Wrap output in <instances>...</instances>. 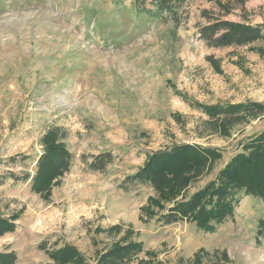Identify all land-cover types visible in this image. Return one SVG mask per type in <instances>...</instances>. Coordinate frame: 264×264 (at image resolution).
Listing matches in <instances>:
<instances>
[{"label": "rangeland", "instance_id": "obj_1", "mask_svg": "<svg viewBox=\"0 0 264 264\" xmlns=\"http://www.w3.org/2000/svg\"><path fill=\"white\" fill-rule=\"evenodd\" d=\"M131 1L0 0V215L19 217L0 253L57 264L40 245L68 244L98 264L136 242L144 252L128 264H264V203L242 191L234 217L213 233L160 221L264 131L262 116L212 132L198 108L264 104V43L218 48L200 35L215 19L264 27V0H190L178 23L137 14ZM52 128L74 161L41 195L31 179ZM178 144L222 158L178 196L125 185L151 154ZM106 152L114 162L89 170L86 161Z\"/></svg>", "mask_w": 264, "mask_h": 264}, {"label": "trees", "instance_id": "obj_2", "mask_svg": "<svg viewBox=\"0 0 264 264\" xmlns=\"http://www.w3.org/2000/svg\"><path fill=\"white\" fill-rule=\"evenodd\" d=\"M121 3L124 0H114ZM190 0H132L135 13L152 15L164 22H180V11ZM201 38L215 47H243L257 42L264 43V27L233 23L215 19L200 29ZM208 117L210 131L227 134L250 120L264 116V104L240 103L222 106H198ZM65 134L59 128L47 131L40 140L43 152L39 156L35 175L31 179L32 191L46 195L52 184L70 172L74 156L68 150ZM222 158L218 149L194 144H178L151 154L144 166L129 176L125 185H149L162 194L178 196L199 179ZM28 156H22L26 161ZM86 159V158H85ZM115 160L112 153L92 156L86 161L91 171L103 172ZM17 157L11 159L14 163ZM14 179H20L12 176ZM25 176L24 179H28ZM218 181H213L194 193L187 201L177 203L160 217L165 225L191 220L201 231L213 233L235 215V192L261 200L264 203V131L243 146L221 171ZM0 184L2 176H0ZM18 216L4 218L0 215V237L13 233ZM40 249L57 264H89L85 256L72 245L50 249L46 244ZM144 252L143 244L116 245L100 256L98 264H128ZM15 253H0V264H16Z\"/></svg>", "mask_w": 264, "mask_h": 264}]
</instances>
